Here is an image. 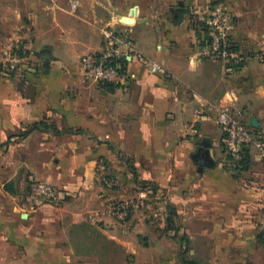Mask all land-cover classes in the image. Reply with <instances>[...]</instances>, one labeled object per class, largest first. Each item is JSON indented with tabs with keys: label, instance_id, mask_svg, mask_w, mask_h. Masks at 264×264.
<instances>
[{
	"label": "crops",
	"instance_id": "0c3cea01",
	"mask_svg": "<svg viewBox=\"0 0 264 264\" xmlns=\"http://www.w3.org/2000/svg\"><path fill=\"white\" fill-rule=\"evenodd\" d=\"M212 1L71 0L69 7L46 1L40 3L39 20L21 25L29 29L25 34H12L22 40L31 62L11 77L0 74V142L21 137L27 125H50L25 136L28 150L37 158L27 166L35 174L30 179L69 191L61 207L45 205L39 210L57 212L60 229L97 225L114 234L118 229L106 208L130 189L128 167L138 180L168 186L178 170L190 172L194 166L203 190L215 192L205 203L234 205L221 209L227 217L231 211L233 229L225 231L221 225L215 235L238 237L232 250L236 256H225L219 244L213 261L264 264V240L258 241L264 238V167L256 160L238 174L228 167L221 159L225 149L216 111L199 110L201 103L225 104L233 90L248 120L255 119L264 132V66L251 58L242 70L227 74L221 62L201 55L196 9ZM73 2L78 3L76 9L71 8ZM228 2L238 47L246 52L264 49L254 30H244L259 27L264 0ZM181 5L191 11L177 21L172 9ZM109 24L129 31L144 57L163 64L164 72L152 73L144 59L134 57L127 61L126 84L85 83L81 57L101 49V29ZM43 49L51 51L47 65L38 56ZM203 152L209 164L201 170L196 161ZM117 155L132 158L121 167L123 173L117 171ZM102 158L109 159L122 188L128 190L102 185L97 175ZM242 173L248 174L251 185L243 184ZM18 185L0 183V264H31V220L44 217L22 210L15 195Z\"/></svg>",
	"mask_w": 264,
	"mask_h": 264
},
{
	"label": "rangeland",
	"instance_id": "374dc122",
	"mask_svg": "<svg viewBox=\"0 0 264 264\" xmlns=\"http://www.w3.org/2000/svg\"><path fill=\"white\" fill-rule=\"evenodd\" d=\"M46 1L59 4L60 7H69L68 3L71 0H0L1 44L14 33L25 34L29 29L21 25L29 26L39 20L42 10L40 3ZM260 15L261 18H257L259 27L244 30H254L256 38L264 45V12ZM66 19L71 21L68 17ZM27 52L29 53L28 50ZM247 53L249 61L253 58L260 68L264 66L260 58L264 57V49ZM262 70L264 71V68ZM245 99L250 101L247 95ZM25 140H27L26 137L22 136L0 142V183L5 187L19 183L18 193L15 195L19 199L22 210L32 217L37 214L44 215L41 220L38 218L31 220L34 234L33 250L30 253L31 264H183L185 260H197L201 264H216L213 260L216 246L219 244L223 245L225 256L235 255L232 250L238 245V237L215 235L216 229L221 225L225 231L231 232L233 229L231 211L227 217L226 212L223 210L222 212L221 209L231 210L234 205L205 203L210 199L211 194L214 196L215 192H206L205 187L203 190L200 174L194 166L190 172L178 170L179 172L175 174L176 178L168 186L153 183L156 190L146 191L143 198L144 204L133 208L127 220L120 221L111 215L118 229L114 234L104 232L97 225L69 226L66 229H60L55 216L57 212L39 211L40 209L32 211L20 201L23 187L29 183L31 176H35L27 163H36L37 159L31 155ZM223 147L221 145V148ZM222 153L223 162L233 168L235 163L230 160L225 150ZM117 158L119 160L116 162L117 165L121 164L117 167V171L123 173L121 167L132 158L121 155H117ZM101 160L107 163L108 173L118 180L117 186L113 188H107L102 184L106 189L118 191L130 188L126 191V196L114 202L133 199L140 203L141 189L137 185L138 174L134 172V169L128 167L130 171L128 182L131 186L122 188L123 181L119 174L112 171L109 159L102 158L99 161ZM241 176L245 181L243 184L251 185L248 174L242 173ZM170 215L172 222L169 221ZM258 238L259 242H263L264 238ZM224 264H231V262H224Z\"/></svg>",
	"mask_w": 264,
	"mask_h": 264
},
{
	"label": "built area",
	"instance_id": "2783aa9c",
	"mask_svg": "<svg viewBox=\"0 0 264 264\" xmlns=\"http://www.w3.org/2000/svg\"><path fill=\"white\" fill-rule=\"evenodd\" d=\"M77 2L71 4L72 9ZM196 30L199 33L200 53L203 57L224 65L227 74L242 70L249 61L247 52L241 50L232 38L235 22L228 0H214L196 9ZM103 34L101 49L85 53L81 57V76L85 83L120 86L128 82V58L144 59L152 73H163L164 65L150 60L139 51L127 30L114 25L101 29ZM264 62V57H260ZM31 55L19 37L8 38L0 48V74L11 77L29 67ZM225 104L201 103L200 111L209 107L216 111V122L223 132L224 149L233 163L241 162L248 154L264 167V132L252 126L247 112L238 105L234 91L228 92ZM204 111V110H203ZM97 175L107 188L117 186L118 180L108 173L107 163L97 164ZM146 191L141 189L140 203L133 199L112 201L106 212L120 221L127 220L133 208L144 204ZM70 196L65 187L31 178L22 194V201L30 210L37 211L45 205L58 207Z\"/></svg>",
	"mask_w": 264,
	"mask_h": 264
},
{
	"label": "trees",
	"instance_id": "16d2710c",
	"mask_svg": "<svg viewBox=\"0 0 264 264\" xmlns=\"http://www.w3.org/2000/svg\"><path fill=\"white\" fill-rule=\"evenodd\" d=\"M49 128H50V125H48L45 122H42L40 124L38 123L30 124V125L25 126L20 136L21 137L27 136L34 130H47ZM252 164H253V161L250 158V155L247 154L241 162H238L234 165L233 169L235 171L247 170L251 168ZM137 182H138L137 185H139V188L142 190H148V191L156 190V187L154 186L152 182L145 181V180H138V179H137ZM169 221L172 222L171 215H170ZM183 264H201V263L198 262L197 260H185Z\"/></svg>",
	"mask_w": 264,
	"mask_h": 264
},
{
	"label": "water",
	"instance_id": "95a60500",
	"mask_svg": "<svg viewBox=\"0 0 264 264\" xmlns=\"http://www.w3.org/2000/svg\"><path fill=\"white\" fill-rule=\"evenodd\" d=\"M191 10L190 8L188 7H185L183 5L181 6H178V7H174L172 9V13L175 17V19L177 21H182L185 14L189 13ZM38 56L41 57L42 59L44 60H47L46 61V65L48 64V60L51 58V51L49 49H43L41 50L40 53H38ZM252 126H254L255 128L258 127V122L253 119L252 122H251ZM196 163L199 165V168L202 170L204 168V166L208 165L209 163H207L206 161V152H203L201 157L197 159Z\"/></svg>",
	"mask_w": 264,
	"mask_h": 264
},
{
	"label": "flooded vegetation",
	"instance_id": "af4514ba",
	"mask_svg": "<svg viewBox=\"0 0 264 264\" xmlns=\"http://www.w3.org/2000/svg\"><path fill=\"white\" fill-rule=\"evenodd\" d=\"M201 155H202V154H201ZM200 157H201V156H200ZM200 157H199V158H200Z\"/></svg>",
	"mask_w": 264,
	"mask_h": 264
}]
</instances>
